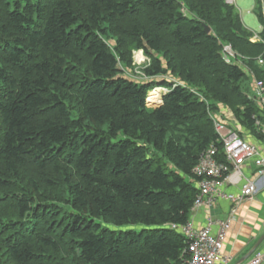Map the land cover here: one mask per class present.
<instances>
[{
  "label": "trees",
  "instance_id": "16d2710c",
  "mask_svg": "<svg viewBox=\"0 0 264 264\" xmlns=\"http://www.w3.org/2000/svg\"><path fill=\"white\" fill-rule=\"evenodd\" d=\"M255 1L257 40L226 0H0V264H188L214 118L264 141Z\"/></svg>",
  "mask_w": 264,
  "mask_h": 264
},
{
  "label": "built area",
  "instance_id": "2783aa9c",
  "mask_svg": "<svg viewBox=\"0 0 264 264\" xmlns=\"http://www.w3.org/2000/svg\"><path fill=\"white\" fill-rule=\"evenodd\" d=\"M256 40L259 39L255 35ZM224 55L227 61L234 58L235 52L230 45L224 47ZM259 63H263L259 59ZM258 92L264 95V85L261 81H256ZM216 130L223 144L225 161L217 159L218 149L212 145L201 157L194 169V173L199 179V192L196 195L192 213L198 209L206 208L210 212L219 201H229L232 212L235 207L245 200L253 199L259 187L255 180L245 175L243 168L253 162L257 168V174L264 173L263 151L248 140L242 138L237 131L225 125L220 119L214 118ZM257 125L263 127V119L258 120ZM229 186L239 188L238 193H233L227 189ZM233 221V214L230 212L226 218H213L209 216L204 226L197 228L193 222L185 225H173L179 229L187 238L188 245L186 252L188 264H230L232 257L224 253V243L227 232ZM242 264H264V251L255 252L247 261Z\"/></svg>",
  "mask_w": 264,
  "mask_h": 264
},
{
  "label": "crops",
  "instance_id": "0c3cea01",
  "mask_svg": "<svg viewBox=\"0 0 264 264\" xmlns=\"http://www.w3.org/2000/svg\"><path fill=\"white\" fill-rule=\"evenodd\" d=\"M261 28L262 26L260 30ZM255 81H252L249 92L264 107V95L259 94ZM262 128L264 131V125ZM246 138L249 142L258 146L264 154V141H259L250 135H246ZM243 171L246 176L255 180L258 184L259 191L253 199L240 203L235 207L234 212L231 211L233 205L229 201L222 200L217 202L210 212L206 208L198 209L191 213L190 218L194 226L200 228L205 225L209 216L213 218H226L230 215V212L233 214V221L227 232L223 248L224 253L232 257L230 264H237L247 257L259 238L264 234V173L258 175L257 168L253 162L247 163ZM227 189L233 193L239 192L238 187L229 186ZM258 250L264 251V240L258 247Z\"/></svg>",
  "mask_w": 264,
  "mask_h": 264
},
{
  "label": "rangeland",
  "instance_id": "374dc122",
  "mask_svg": "<svg viewBox=\"0 0 264 264\" xmlns=\"http://www.w3.org/2000/svg\"><path fill=\"white\" fill-rule=\"evenodd\" d=\"M226 1L230 4L236 5V7L238 8V10L241 14V17H242L245 25L250 30H252L253 32H256L255 35H257L258 32L260 31L261 25H260V22L256 16V14L253 12L256 1L255 0H226ZM253 40H256V38H253ZM132 58H133V70H132V72H129L127 74L132 75V76L140 79V78L144 77L143 71H144L145 67H147L150 64L151 60L148 56L145 55L143 50H139V49L133 50ZM254 81H255V79H254ZM255 83H256V81H255ZM156 89H163V91L161 93L162 97L168 90L165 87H156L152 90H156ZM151 91H149V92H151ZM148 96H149V94H148ZM158 101H152V103H150L151 101L150 102L148 101V102L151 106H157L161 103L160 102V103L156 104ZM221 111H222V113H221ZM221 111L219 113H214V115L218 116L219 118H222V115L224 116L226 109H223ZM257 251H260V250L257 249L255 252H257Z\"/></svg>",
  "mask_w": 264,
  "mask_h": 264
},
{
  "label": "water",
  "instance_id": "95a60500",
  "mask_svg": "<svg viewBox=\"0 0 264 264\" xmlns=\"http://www.w3.org/2000/svg\"><path fill=\"white\" fill-rule=\"evenodd\" d=\"M206 30H207V32H209L211 30V28L209 26H206ZM263 240H264V234L259 238L258 242L254 246V248L251 250V252L247 255V257L243 258L237 264H242L247 258H249L258 249V247L263 242Z\"/></svg>",
  "mask_w": 264,
  "mask_h": 264
},
{
  "label": "bare ground",
  "instance_id": "6f19581e",
  "mask_svg": "<svg viewBox=\"0 0 264 264\" xmlns=\"http://www.w3.org/2000/svg\"><path fill=\"white\" fill-rule=\"evenodd\" d=\"M162 91H163V89H156V90H152L151 92H149L148 101L149 102L151 101L150 103H152V101L160 100L159 98H161Z\"/></svg>",
  "mask_w": 264,
  "mask_h": 264
}]
</instances>
